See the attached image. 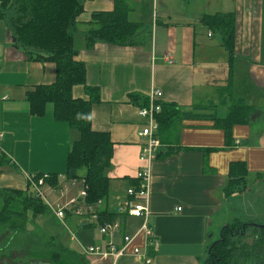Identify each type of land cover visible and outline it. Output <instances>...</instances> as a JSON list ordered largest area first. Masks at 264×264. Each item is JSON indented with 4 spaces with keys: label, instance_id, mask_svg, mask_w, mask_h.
Listing matches in <instances>:
<instances>
[{
    "label": "crops",
    "instance_id": "0c3cea01",
    "mask_svg": "<svg viewBox=\"0 0 264 264\" xmlns=\"http://www.w3.org/2000/svg\"><path fill=\"white\" fill-rule=\"evenodd\" d=\"M80 2L84 10L76 19V60L86 66V85L100 92L92 107V129L109 133L113 143L105 171L109 195L99 210L116 213L136 185L138 171L148 168V223L155 244L141 230L140 218L123 215L118 234L110 237L89 218L67 214L60 219L41 200L45 212H24L19 198L11 197L10 207L23 212L27 230L48 240L49 259L30 264H113L112 257L89 256L84 249L110 243L120 249L126 235L133 241L115 264H147L146 259L151 264H204L227 226L258 224L264 217L261 203L248 194L252 191L232 196L224 191L232 163L246 164L247 180L256 175L258 183L264 181V0H127V18L139 26L138 33L123 45L97 42L90 49L85 36L93 15L113 12L115 0ZM216 15L235 18L233 55L223 34L203 23L204 17ZM12 16L13 10H0V154L6 162L0 165V215L6 197L15 192L30 196L29 175L65 176L69 151L79 138L78 131L55 119L52 104L43 116L31 113L29 92L54 84L57 70L46 56L17 41ZM154 89L162 92L160 102L177 107L182 119L172 148L161 146L150 162H142L146 139L138 132L146 119L138 110L143 100V107L150 105ZM73 97L89 99L83 85L73 88ZM239 103L250 108L247 123L232 128L229 144L213 118H226ZM65 185L59 179L56 188L44 187L53 207L65 200L59 195ZM76 194L70 188L67 197ZM243 210L251 216L242 215ZM234 211L240 215L233 216ZM137 248L141 256L134 254Z\"/></svg>",
    "mask_w": 264,
    "mask_h": 264
},
{
    "label": "trees",
    "instance_id": "16d2710c",
    "mask_svg": "<svg viewBox=\"0 0 264 264\" xmlns=\"http://www.w3.org/2000/svg\"><path fill=\"white\" fill-rule=\"evenodd\" d=\"M0 10L4 14L14 11L11 25L17 41L27 50H35L40 56H46L56 65V82L49 86H38L29 92L28 101L31 113L43 116L48 104L54 106V117L57 121L67 123L78 131L79 138L73 143L67 158V180H85L88 186L87 202L95 204L105 202L109 195V178L105 171L110 167L113 143L109 133L96 132L92 129V107L100 100V92L86 84V66L76 60L77 51L74 44L77 17L83 12L80 0H0ZM127 0H115L113 12L95 13L86 33V46L92 48L97 42L120 46L127 43L139 31V26L129 22ZM203 23L212 31H219L225 38L229 53H234L235 18L227 16H206ZM38 56V58H40ZM78 85L85 87L89 99H75L73 88ZM134 101H139L133 98ZM147 105L143 100L141 107ZM161 112L156 116L158 123L157 137L162 147L172 148L175 131L182 119L175 105L160 102ZM250 108L236 104L230 114L216 120V127L225 131L227 142L231 143L232 128L235 125L247 123ZM189 118H205L200 115H188ZM233 139V138H232ZM0 165L4 162L0 154ZM248 171L243 162L232 163L229 179L224 189L226 196L243 194L248 191ZM58 175H51L48 185L58 186ZM15 196L6 197V213L15 211L10 207L11 197L19 198L24 212L32 210L36 214L43 213L48 208L39 199L15 192ZM123 215H121L122 217ZM107 210H99L100 226L120 221L124 217ZM242 224L227 226L222 233V240L209 249L208 258L204 264H237L243 259L247 249L246 244L233 238L231 232Z\"/></svg>",
    "mask_w": 264,
    "mask_h": 264
},
{
    "label": "built area",
    "instance_id": "2783aa9c",
    "mask_svg": "<svg viewBox=\"0 0 264 264\" xmlns=\"http://www.w3.org/2000/svg\"><path fill=\"white\" fill-rule=\"evenodd\" d=\"M162 98L161 90L154 89L150 96V105L147 107H142L138 110V115L146 119L144 128L138 132L140 138L146 139V143L141 147L140 160L142 162H150L154 155L161 148L160 140L157 137L158 123L156 121V116L161 112L160 99ZM2 135L0 133V140ZM51 178L50 174L41 175H29L28 180L31 186L30 196L43 201L47 204L53 212L56 213L57 217L64 219L67 214L77 217H85L94 221L99 228V232L102 235H107L114 237L118 234L121 224L120 221H115L114 223L105 224L100 226L98 223V212L103 202L100 200L95 204H90L87 202L88 197V186L85 180H67L65 176L60 177V181L65 182L68 187L60 188L59 195L64 201L62 203L53 207L51 202L48 200L47 193L43 190L47 186V180ZM137 183L135 186L130 187L127 191V198L122 201L116 210V213L121 215H128L135 218H140L143 220L141 230L145 234L146 238L151 245L155 244L154 241V231L148 223L149 217V198H150V182H151V172L148 168L141 169L138 171L135 177ZM75 189L77 194L73 197H67L68 189ZM181 209H178L180 211ZM125 244L122 248L117 249L116 245L110 243L107 248H102L100 246L91 245L84 249V254L92 256L97 255L101 257H112L115 261L121 256L125 255V250L133 241V237L126 235L124 237ZM134 254L141 256L140 250L134 249ZM147 264H151V259H146Z\"/></svg>",
    "mask_w": 264,
    "mask_h": 264
},
{
    "label": "rangeland",
    "instance_id": "374dc122",
    "mask_svg": "<svg viewBox=\"0 0 264 264\" xmlns=\"http://www.w3.org/2000/svg\"><path fill=\"white\" fill-rule=\"evenodd\" d=\"M253 178H249L248 190L252 191V198H257L261 203V215L264 214V181L258 183L259 177L256 175ZM262 185V186H260ZM259 186V188L252 189V187ZM259 197V198H258ZM103 202V201H102ZM117 210V208H116ZM15 212L10 214L0 215V264H30L39 259L48 260L47 255V238L40 237L34 232L27 230V226L24 220L23 212L13 210ZM252 211V209H251ZM251 211H244L242 215L251 216ZM234 211V215L239 216L240 212ZM250 217H244L243 221ZM264 217H260L259 220L263 221ZM242 253V249L240 250ZM47 256V259H43ZM264 259V258H263ZM63 264H68L66 260H62ZM237 264H244L243 259L238 260Z\"/></svg>",
    "mask_w": 264,
    "mask_h": 264
},
{
    "label": "flooded vegetation",
    "instance_id": "af4514ba",
    "mask_svg": "<svg viewBox=\"0 0 264 264\" xmlns=\"http://www.w3.org/2000/svg\"><path fill=\"white\" fill-rule=\"evenodd\" d=\"M231 235L247 246L242 252L244 264H264V219L258 224L243 223ZM221 240L222 236L214 244Z\"/></svg>",
    "mask_w": 264,
    "mask_h": 264
}]
</instances>
